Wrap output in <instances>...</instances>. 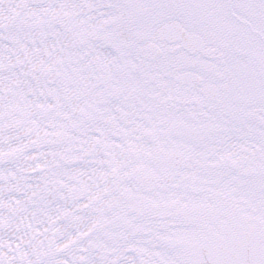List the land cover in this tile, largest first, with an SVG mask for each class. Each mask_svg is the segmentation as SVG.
Returning <instances> with one entry per match:
<instances>
[{"label":"snow or ice","instance_id":"snow-or-ice-1","mask_svg":"<svg viewBox=\"0 0 264 264\" xmlns=\"http://www.w3.org/2000/svg\"><path fill=\"white\" fill-rule=\"evenodd\" d=\"M0 264H264V0H0Z\"/></svg>","mask_w":264,"mask_h":264}]
</instances>
